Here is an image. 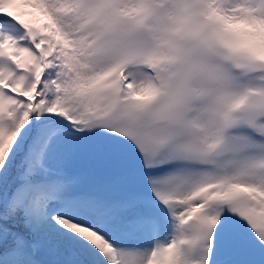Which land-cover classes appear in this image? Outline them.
<instances>
[{"label": "snow or ice", "instance_id": "1", "mask_svg": "<svg viewBox=\"0 0 264 264\" xmlns=\"http://www.w3.org/2000/svg\"><path fill=\"white\" fill-rule=\"evenodd\" d=\"M0 264H264V0H0Z\"/></svg>", "mask_w": 264, "mask_h": 264}]
</instances>
